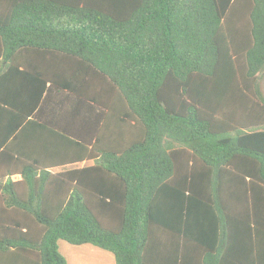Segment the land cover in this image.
<instances>
[{
	"label": "trees",
	"instance_id": "trees-1",
	"mask_svg": "<svg viewBox=\"0 0 264 264\" xmlns=\"http://www.w3.org/2000/svg\"><path fill=\"white\" fill-rule=\"evenodd\" d=\"M263 70L264 0H0V264H264Z\"/></svg>",
	"mask_w": 264,
	"mask_h": 264
},
{
	"label": "crops",
	"instance_id": "crops-1",
	"mask_svg": "<svg viewBox=\"0 0 264 264\" xmlns=\"http://www.w3.org/2000/svg\"><path fill=\"white\" fill-rule=\"evenodd\" d=\"M53 94H55L54 91L52 92V95ZM53 98L54 100H57L56 94ZM87 161H92L90 164L93 163V160L86 159L81 162H75L73 164L83 162V165H90V164H85ZM69 165L72 164H67L65 166H69ZM65 166L53 167L50 170L53 171V169L55 168H59V167L64 168ZM67 168H71V167H67ZM12 178L13 179L20 178V175L14 174ZM57 244L59 251L65 257L67 264H115L114 256L110 251L104 250L93 244L90 243L72 244L63 239H58ZM85 259H89V260H85Z\"/></svg>",
	"mask_w": 264,
	"mask_h": 264
},
{
	"label": "rangeland",
	"instance_id": "rangeland-1",
	"mask_svg": "<svg viewBox=\"0 0 264 264\" xmlns=\"http://www.w3.org/2000/svg\"><path fill=\"white\" fill-rule=\"evenodd\" d=\"M259 84H260V88L263 92V95H264V70L262 72H260V75H259ZM73 105H75V101L73 99H67V100H64L62 106H61V110H69ZM83 110L85 111L86 108L83 107ZM62 112V111H61ZM92 161H87L85 164H90ZM80 165H83V162L82 163H77V164H72V165H69V166H65L64 168H67V167H73V166H80ZM62 167H59V168H55L53 169V171H57V170H60ZM87 258V257H86ZM85 260H89V259H85Z\"/></svg>",
	"mask_w": 264,
	"mask_h": 264
}]
</instances>
